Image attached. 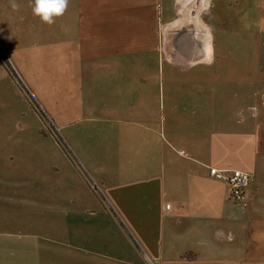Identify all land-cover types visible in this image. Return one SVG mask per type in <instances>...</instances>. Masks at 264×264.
<instances>
[{
    "label": "crops",
    "instance_id": "0c3cea01",
    "mask_svg": "<svg viewBox=\"0 0 264 264\" xmlns=\"http://www.w3.org/2000/svg\"><path fill=\"white\" fill-rule=\"evenodd\" d=\"M73 1L36 38L71 46L56 57L90 81L95 140L114 142L95 172L112 180L113 162L124 173L104 184L110 207L95 198V220L116 212L134 252L95 262L264 264V54L216 47L218 34L250 29L243 11L227 0ZM211 166L252 174L245 204Z\"/></svg>",
    "mask_w": 264,
    "mask_h": 264
},
{
    "label": "rangeland",
    "instance_id": "374dc122",
    "mask_svg": "<svg viewBox=\"0 0 264 264\" xmlns=\"http://www.w3.org/2000/svg\"><path fill=\"white\" fill-rule=\"evenodd\" d=\"M32 3L0 0V264H102L95 258L107 255L130 260L134 249L122 217L112 209L115 222L95 220V198L104 202V184L124 181L113 162L112 180L95 172V161H106L114 142L95 140L90 81L56 57L71 46L53 50L43 34L36 38L59 17L42 22ZM75 4L69 0L67 8ZM223 5L242 10L250 29L218 34V52L261 59L264 0Z\"/></svg>",
    "mask_w": 264,
    "mask_h": 264
},
{
    "label": "built area",
    "instance_id": "2783aa9c",
    "mask_svg": "<svg viewBox=\"0 0 264 264\" xmlns=\"http://www.w3.org/2000/svg\"><path fill=\"white\" fill-rule=\"evenodd\" d=\"M209 173L214 178L223 180L229 187V197L238 204H245L247 189L253 179L248 171L236 168H218L211 166ZM169 208L170 205L168 204Z\"/></svg>",
    "mask_w": 264,
    "mask_h": 264
},
{
    "label": "clouds",
    "instance_id": "9594fccd",
    "mask_svg": "<svg viewBox=\"0 0 264 264\" xmlns=\"http://www.w3.org/2000/svg\"><path fill=\"white\" fill-rule=\"evenodd\" d=\"M69 0H33L32 14L42 22L51 24L66 10Z\"/></svg>",
    "mask_w": 264,
    "mask_h": 264
}]
</instances>
